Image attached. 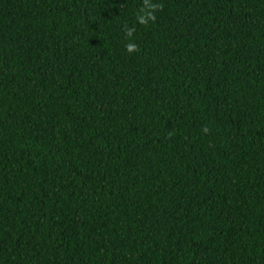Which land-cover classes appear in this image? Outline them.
<instances>
[{"label": "trees", "instance_id": "1", "mask_svg": "<svg viewBox=\"0 0 264 264\" xmlns=\"http://www.w3.org/2000/svg\"><path fill=\"white\" fill-rule=\"evenodd\" d=\"M0 264H264V0H0Z\"/></svg>", "mask_w": 264, "mask_h": 264}, {"label": "clouds", "instance_id": "2", "mask_svg": "<svg viewBox=\"0 0 264 264\" xmlns=\"http://www.w3.org/2000/svg\"><path fill=\"white\" fill-rule=\"evenodd\" d=\"M129 35H131V33H129ZM127 48L129 52L136 50V46L134 44H129Z\"/></svg>", "mask_w": 264, "mask_h": 264}]
</instances>
